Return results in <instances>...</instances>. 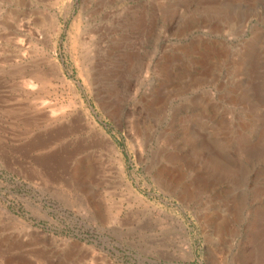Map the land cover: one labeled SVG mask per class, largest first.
<instances>
[{
  "label": "rangeland",
  "instance_id": "374dc122",
  "mask_svg": "<svg viewBox=\"0 0 264 264\" xmlns=\"http://www.w3.org/2000/svg\"><path fill=\"white\" fill-rule=\"evenodd\" d=\"M0 264H264V0H0Z\"/></svg>",
  "mask_w": 264,
  "mask_h": 264
},
{
  "label": "crops",
  "instance_id": "0c3cea01",
  "mask_svg": "<svg viewBox=\"0 0 264 264\" xmlns=\"http://www.w3.org/2000/svg\"><path fill=\"white\" fill-rule=\"evenodd\" d=\"M47 130H48V129H47ZM47 130H46V132H47ZM48 131H49V130H48ZM56 132H57V131H56ZM58 132H62V130L59 128V129H58Z\"/></svg>",
  "mask_w": 264,
  "mask_h": 264
}]
</instances>
